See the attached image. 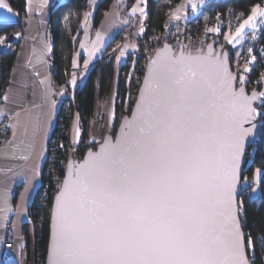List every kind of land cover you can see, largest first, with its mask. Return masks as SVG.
I'll use <instances>...</instances> for the list:
<instances>
[{
	"label": "snow or ice",
	"instance_id": "1",
	"mask_svg": "<svg viewBox=\"0 0 264 264\" xmlns=\"http://www.w3.org/2000/svg\"><path fill=\"white\" fill-rule=\"evenodd\" d=\"M190 2L195 11V0ZM0 10L7 13L0 23L8 22L12 9L0 0ZM136 11L145 16L143 8L134 6ZM172 19L180 17L173 13ZM258 23L264 24L261 5L252 7L235 33L225 34L226 42L240 44L246 27ZM104 38L97 32L93 53ZM127 47L120 49L117 61ZM228 58L223 48L216 52L211 46L208 55L195 56L185 55L183 48L176 53L168 45L157 49L132 118H124L115 140L106 135L98 151L89 149L79 163L69 161L52 209L48 264H251L247 250L256 239L248 235L244 241L243 200L237 196L244 191L239 176L249 137L257 117L264 119L253 102L260 98L264 106V92L246 94L243 74L237 88ZM255 60L252 56L246 65ZM249 71L246 66L244 72ZM69 83H77L75 75ZM55 106L51 100L52 111ZM114 115L113 110L110 122ZM74 129L75 147L81 132L75 124ZM43 155L41 149L38 158ZM39 175L38 160L15 210L5 194L0 208L5 221L9 213L25 211L23 197ZM256 175L264 178V169L256 170L252 184L244 181L251 200L264 198L255 186ZM259 243L264 247V239Z\"/></svg>",
	"mask_w": 264,
	"mask_h": 264
},
{
	"label": "trees",
	"instance_id": "2",
	"mask_svg": "<svg viewBox=\"0 0 264 264\" xmlns=\"http://www.w3.org/2000/svg\"><path fill=\"white\" fill-rule=\"evenodd\" d=\"M88 1L59 0L50 6L46 23L51 40L49 60L52 68V79L57 83H63L70 76L73 52L79 40L80 23L83 14L89 8ZM132 1L134 0H128V4ZM8 2L19 16L25 13L26 0H8ZM112 2L113 0H102L98 3L92 18V27L94 29L98 27L104 12L109 9ZM179 2L180 0H146V16L144 20L147 22V29L145 34L147 36H156L159 34L161 35V43L168 42L170 40L169 29L163 25L166 10L169 6L175 7ZM260 3L264 7V0H210L200 8L195 18L189 21L193 22L194 25H198L206 18L224 14L230 9L243 11L247 16L252 7ZM18 25L17 21L0 23V36L8 33L13 28H17ZM260 31L257 32L259 33L258 40L264 41V25ZM117 36L118 34L110 41L107 50L116 40ZM18 46L19 42H15L9 50H0V103L9 82ZM142 67H136L135 73H137L138 78L135 81L132 78L129 84L126 78L128 65L121 67L117 84V109L124 104L126 94L131 87L137 93L144 73ZM113 73V56L109 58L103 54L89 68L83 82L75 88L73 100L70 102L69 107L67 109L59 107L58 109L55 125L48 141L46 159L40 173V184L28 208L29 220L23 224L22 228L24 248L28 254L31 250L29 227L30 225L33 226L35 264H45L52 200L59 189L57 182L64 176L68 162L70 148L69 129L73 114L77 112L80 117L81 136L79 144L82 150L81 156H83L85 152H83V147L89 137L96 99L104 97L108 93ZM252 85L245 84L246 89L253 91L255 85ZM259 101L256 103V106L258 105V111L262 110L260 108H263L264 111V106H261V102ZM133 102L132 100L131 103L133 104ZM256 123L260 125V133L247 153L242 180V189L244 191L239 196V200H243V215L240 219L242 230L245 233V242H247L248 235L256 239L253 251L257 250L258 242L264 239V198L257 197L255 200L249 199L245 194L248 189L244 183L245 179H247V183L251 184L248 180L254 176L256 170L264 169V119L257 117ZM93 145L95 144L93 143ZM89 148H92V144L87 147V149ZM251 150L253 152L249 155ZM262 181H264V178L259 176L258 185L260 191H264ZM250 253L251 250L248 249V256H250ZM0 264H20V261L15 258H7L6 253L3 251Z\"/></svg>",
	"mask_w": 264,
	"mask_h": 264
},
{
	"label": "crops",
	"instance_id": "3",
	"mask_svg": "<svg viewBox=\"0 0 264 264\" xmlns=\"http://www.w3.org/2000/svg\"><path fill=\"white\" fill-rule=\"evenodd\" d=\"M59 0H26V35L19 42L18 51L14 65L11 69L9 82L5 88L2 101L0 103V120L5 117L9 126V136L7 140L0 145V208L3 207L5 194L7 195L8 205L15 210L16 206L21 202V193L25 192V179L32 175V169L39 160V171L46 159L48 141L55 125L59 104L56 103L55 110L50 109L52 100V76L50 72L49 55L51 51V40L47 30V18L50 6ZM102 0H93L89 3V8L84 12L80 23V35L77 47L73 52L71 68L79 66L85 67V61H88V67L84 73V77L89 68L106 52L110 41L134 16H140L139 11L133 12V7L143 8L146 16V0H134L127 3L128 0H113L109 9L103 14V17L96 29L92 27V18L95 8ZM210 0H195L197 7L193 11L190 0H180L174 7V13L180 17L179 20L187 21L194 19L200 8ZM11 9L13 15L6 22H15L19 15L10 6L8 0H3ZM90 15L85 18V14ZM7 15L6 12L0 10V17ZM145 16L141 19H145ZM97 32L104 35V41L101 43L99 50L92 52L93 42L96 40ZM230 32V34H232ZM228 34V33H227ZM134 42L125 40L122 47L128 45L124 49V56L117 61V52L114 58V73L111 79L109 93L117 94V76L119 67L125 60V55L133 48ZM83 45V47H82ZM91 57V58H90ZM75 60L76 66H73ZM73 77H71L70 81ZM44 83L41 84L40 81ZM114 83V86H113ZM113 86V88H112ZM114 89V90H113ZM47 94V95H45ZM7 95V101L4 96ZM95 103V111L97 106ZM20 115L17 116L16 113ZM51 116V120L49 117ZM80 122L77 112L73 114L70 125L71 128ZM98 123L91 122V132L93 136L98 134ZM71 140V139H70ZM71 143V142H70ZM43 149V157L38 158V153ZM28 156V159L22 157ZM256 180V178H255ZM40 184V175L36 177L23 197V206L25 211L16 214L15 211L9 213L7 221L3 219L0 213V240L2 245L5 240V225L12 221L13 225V250L12 255L15 259H23L24 253V237L22 233L23 224L29 220L28 208L32 202L36 189ZM259 189V186L257 187ZM19 244V249L16 245ZM3 246L0 247V260Z\"/></svg>",
	"mask_w": 264,
	"mask_h": 264
},
{
	"label": "built area",
	"instance_id": "4",
	"mask_svg": "<svg viewBox=\"0 0 264 264\" xmlns=\"http://www.w3.org/2000/svg\"><path fill=\"white\" fill-rule=\"evenodd\" d=\"M258 5L262 6L261 3ZM245 16L246 15L243 11L230 9L227 10L224 14L210 16L198 25H194V23L189 20L181 21L172 19L173 6H169L166 10L163 25L165 28L170 29L169 33L171 38L179 39L182 47H188V45L191 43H199L204 46L212 43L216 48H223L224 51L228 52V61L230 68L234 73L237 74L236 76L238 78V81L240 74H243L246 77V82L252 83L256 86L253 91L261 93L264 92V41L258 40L259 33H256L255 38L252 40L247 36L244 40L241 41L239 47L236 45L228 44L225 40V32L231 30L233 31ZM16 21L19 24L17 28H13L8 33H4L0 36L2 38H5L3 42L0 43V50H9L14 42L21 39L22 36L24 37L26 35V15L22 13L16 19ZM143 26L147 29V22H144ZM217 27L220 28L219 32L207 31V29H215ZM17 33H19L18 36L16 35ZM121 35H123V33H121ZM157 40V37H155L154 39H151L150 42L152 43L153 41V44L155 45L157 43ZM249 48L253 49L251 54L248 52ZM157 49L158 47L157 45H155L154 48L150 46V48L145 50L144 56L142 57V64H144V67ZM108 53H106L107 55L105 54L106 57H108ZM237 53H240V55L237 56ZM252 56H255L256 60L251 65H246V62L250 60ZM246 66L250 67L251 71L244 72ZM82 69L84 70H79V72L75 71V69H71L69 78H67L63 83H57L54 79H52V86L55 89L61 90L60 93L63 92V95H56L53 97L54 100L58 101L57 103L59 104L60 108L67 109L70 102L73 100V95H67V91L65 90L71 88L69 81L71 77H73V75H75L77 78V86L83 82L84 75L81 76V73H85L87 68ZM50 72L52 76L51 65ZM8 136L9 126L7 123V119L5 117H2V119L0 120V145L7 140ZM62 179L63 177H61L57 182L59 184V187L62 183ZM251 181L253 182V179ZM13 235L14 233L12 221H9L5 225V240L3 242V249L6 253V257L10 259L14 258L12 255L14 246ZM258 244L259 245L256 251L250 249L251 253L248 258L251 261V264H264V247H261L259 242ZM9 245L12 246L10 249Z\"/></svg>",
	"mask_w": 264,
	"mask_h": 264
},
{
	"label": "rangeland",
	"instance_id": "5",
	"mask_svg": "<svg viewBox=\"0 0 264 264\" xmlns=\"http://www.w3.org/2000/svg\"><path fill=\"white\" fill-rule=\"evenodd\" d=\"M173 13H174V7H173ZM249 15H251V11L249 12V14L247 16H245L240 21V23L238 24V26L236 28H238L240 26V24L245 19H247V17ZM259 19L260 18L257 17L258 21H259ZM144 22H146V21L144 19H141V17L138 16V15L134 16L133 18H131V20L129 21V24H127V26L124 27L118 33V36L116 37V40L111 44V46L108 48V50H106V52L104 53V54H106V53L109 52L108 53V57L110 58V57L113 56V58H115V55L117 54V52L120 51V49H121L120 47L122 46V44H123V42L125 40L134 42V44H133L134 47L130 51H128L126 53L125 60L122 63V65H120V67H119V71H120L122 66L128 65V72L126 74V78H127L128 84H129V82H130V80L132 78L134 79V81L137 80V78H138L137 77L138 76L137 73H135L136 67L140 68V67L143 66L142 67L143 71L145 70L144 64H142L143 63L142 62L143 61L142 57L144 56L145 50L150 48V46H152L154 48L155 45H157V47L159 48L164 43V42L161 43V41H160L161 35H159V34L156 35V36H154V35L147 36L145 34V31H146L145 29L146 28H144V26H143ZM263 25L264 24H259L258 23L255 28L246 27V29H245V37L248 36L249 38H251V40L254 39L256 33L262 29ZM142 26L144 28L143 32L140 31V28ZM236 28L233 30V33H235ZM169 31H170V29H169ZM230 32H232V30L231 31H226L225 34L226 33L230 34ZM121 33H123V35H121ZM155 37H157L158 40H157V43L154 45L153 44L154 40L152 41V43L150 42V40L154 39ZM23 38L24 37L22 36L21 39H19L16 42H20ZM169 38H170V40L168 42L171 43L172 47L175 50H178L179 47L182 46V44H180L179 39L171 38L170 33H169ZM239 45L240 44H237L236 46L239 47ZM205 46L202 45V44H199V43H191V44L188 45V47L183 46V50L184 51H189V52H197V51H200V50H204ZM82 68H85V67L84 66H79L77 68H73V70L75 69V71L79 72V70H84ZM118 77H119V72H118V76H117V83H118ZM247 83L250 84V85L252 84V83H249V82H246L245 84H247ZM245 84L243 86H245ZM238 85H240V81H238ZM113 86H114V83H113ZM113 86H112V88H113ZM70 87H71L70 89L65 90V91H67V95L72 96L74 94L75 88L77 87V83L75 85L70 84ZM131 88H133V87H131ZM131 88H130V90H128V92L126 94L124 104H122L121 107H119V109L116 108V106H117V94L115 96L112 93H109V94L107 93L104 97H99L98 98L97 106H96V112H95V115H93L92 121L93 122L96 121L98 123V125H99L98 126V131L99 132H98L97 135L93 136V134L91 132L92 129L90 128L89 137H88V140H87L85 146L83 147L84 148L83 152L86 151L87 147L90 146L91 144H92V149H95L97 144H99L102 141L103 137L106 134L114 135V133L116 132V129H117L119 123H120V120L122 119V117H124L125 115H128L130 113V110H131L130 108H132V106H133V104L131 102H132V100L134 101L135 98H136V94L137 93H135L134 90L131 89ZM245 88H246V86H245ZM52 90H53V95H52L53 97L56 96V95L57 96L60 95V91L61 90L55 89L53 86H52ZM113 92H115V90ZM53 97H52V100H54ZM57 102L58 101H56V103ZM259 102H261V100ZM257 106H256V108H257ZM113 110H114L115 115L112 117L111 122H110L109 116H110V114H111V112ZM75 125L78 126L79 129H80V122H79L78 125L75 123ZM74 131H75V129H74V125H73V127L71 128V138H70L71 139L70 140L71 143H70V148H69V152H68V160H70V159L80 160L82 158V156H81L82 150L80 149V144H79L80 143V139H79L78 145H76L75 147L73 146V143H72L73 136H74ZM69 132H70V129H69ZM93 143L95 145H93ZM252 152H253V150H251L249 152L250 153L249 155H251ZM255 178H256L255 186L258 187L259 186L258 185L259 176L256 175ZM252 179L253 178L251 177L248 180L251 184H252V181H251ZM29 234L31 236V245H30V247H31L30 249L31 250L27 254L26 251H25V248H24V253L25 254L23 255V259L20 260V264H35V256H34V248H33V226L32 225H30V227H29ZM251 250H253V248Z\"/></svg>",
	"mask_w": 264,
	"mask_h": 264
},
{
	"label": "water",
	"instance_id": "6",
	"mask_svg": "<svg viewBox=\"0 0 264 264\" xmlns=\"http://www.w3.org/2000/svg\"><path fill=\"white\" fill-rule=\"evenodd\" d=\"M165 45L170 46L171 49H172L173 51H175L176 53H179V52L181 51V48H183L182 46H180L178 50H175L169 42H164V43H163L158 49H163ZM209 46H211V48H212L213 50H215L216 52H219V51L221 50L220 48H215L214 45H213L212 43H209V44H207V45L205 46L204 50H200V51H197V52H189V51H184V52H185V55H188V54H191V55H194V56H195V55H208V53H209ZM156 52H157V50H156ZM156 52H155L154 55H153V56L147 61V64H146V66H145V70H144V73H143V76H142V79H141V83H140V86H139V88H138V91H137V94H136V98H135V100H134V102H133V106H132V108H131V110H130V113H129L128 115H125L124 117H122V119L120 120V123H119V125H118V127H117V129H116V132L114 133V135L106 134L107 136H111V137L113 138V140H115L116 136L120 133V131H121V124H122V122L124 121V118L127 117L129 120L132 118V113H133V110H134L135 107H136L137 99H138V97H139V95H140V90H141V88H142L143 85H144V79H145V76H146V74H147L148 71H149V62H150V60H152V59L155 58V56H156ZM228 62H229V61H228ZM229 66H230V65H229ZM230 69H231V68H230ZM231 71H232V70H231ZM232 72H233V71H232ZM233 73H234V72H233ZM235 86H236L237 88L241 86V85H238V79H237V76H236V80H235ZM243 87L245 88V86H243ZM245 91H246V94H248V95H251L252 92H253V91H248L246 88H245ZM255 92H256V91H255ZM258 101H259V98H258L256 101L253 102V106H254V107L256 106V103H257ZM255 122H256V121H255ZM259 133H260V125L257 124V128L254 130V134H253L251 137H249V142H248V144H247L246 154H245L244 157L242 158V162H241V173H240V176H239V180H240V182H241V188H242V180H243V174H244V167H245V164H246L247 153H248L249 149L253 146V144H254V142L256 141V139L258 138ZM106 135H105V136H106ZM102 142H103V139H102V141H101L99 144H97V146H96L95 149H92V148H89V149H91L93 152L98 151V150H99V147H100V144H101ZM89 149H87V150L84 152V154H83V156H82V158H81L80 160H73V159H70V160H71V161H75V162H77V163L83 161L84 158H85V156H86V154L88 153ZM70 160H68V162H67V164H66V169H65V173H64V176H63V179H62V183H63V180H64L66 174H67V166H68V163H69ZM62 183H61L60 187L62 186ZM60 187H59V188H60ZM58 190H59V189H58ZM57 192H58V191H57ZM57 192H56V194H57ZM56 194H55L54 197H53V200H52V206H51V212H50L49 236H48V244H47V252H46V258H45V264H48V258H49L48 248H49V243H50V239H51L52 231H53V225H52V209H53V206H54V203H55V196H56ZM239 196H240V195L237 196V200H239ZM240 220H241V219H240ZM242 231H243V230H242ZM244 241H245V236H244ZM245 243H246V242H245ZM247 257H248V255H247ZM248 259H249V258H248Z\"/></svg>",
	"mask_w": 264,
	"mask_h": 264
},
{
	"label": "bare ground",
	"instance_id": "7",
	"mask_svg": "<svg viewBox=\"0 0 264 264\" xmlns=\"http://www.w3.org/2000/svg\"><path fill=\"white\" fill-rule=\"evenodd\" d=\"M238 79V78H237ZM260 100V99H259ZM260 109H262V110H260V111H263V108H260ZM246 160H247V157H246ZM248 255V254H247Z\"/></svg>",
	"mask_w": 264,
	"mask_h": 264
}]
</instances>
